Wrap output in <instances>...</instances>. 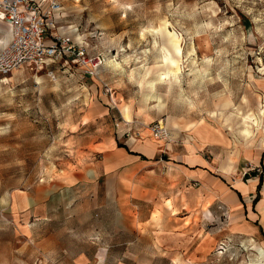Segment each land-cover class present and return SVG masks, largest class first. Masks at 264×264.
<instances>
[{
	"label": "rangeland",
	"instance_id": "1",
	"mask_svg": "<svg viewBox=\"0 0 264 264\" xmlns=\"http://www.w3.org/2000/svg\"><path fill=\"white\" fill-rule=\"evenodd\" d=\"M58 1V24L103 62L93 73L71 59L0 73V264H260L263 233L233 232L221 207L175 206L133 179L125 202H111L103 166L123 142H197L187 133L200 124L215 175L226 185L258 175L262 187L264 0ZM166 20L182 37L177 74ZM7 31L0 13V50ZM157 112L166 142L152 136ZM169 115L187 119L186 135Z\"/></svg>",
	"mask_w": 264,
	"mask_h": 264
},
{
	"label": "crops",
	"instance_id": "2",
	"mask_svg": "<svg viewBox=\"0 0 264 264\" xmlns=\"http://www.w3.org/2000/svg\"><path fill=\"white\" fill-rule=\"evenodd\" d=\"M161 114L157 112L150 122L157 120ZM164 119L177 130L176 134H183L187 129L186 118L169 115ZM141 121L148 123L143 118ZM189 131L187 135L196 138L197 142L180 141L176 137L163 145L139 139L133 146L132 143L123 142L104 150L107 197L111 202L118 201L122 205L127 186L133 179L132 184L150 190L156 197L171 198L175 206L179 204L182 208L193 210L200 205L215 204L213 208L228 212L229 229L233 232L264 234V184L259 188L256 169L250 172V175H257L252 179L241 178L236 185H226L224 179L213 171L215 159L204 152L210 130L195 124ZM165 154H168L166 158ZM142 201L153 203L151 198H142ZM141 205L136 210V216H142L146 211L145 205Z\"/></svg>",
	"mask_w": 264,
	"mask_h": 264
},
{
	"label": "built area",
	"instance_id": "3",
	"mask_svg": "<svg viewBox=\"0 0 264 264\" xmlns=\"http://www.w3.org/2000/svg\"><path fill=\"white\" fill-rule=\"evenodd\" d=\"M58 0H0L1 17L12 33L10 42L0 50V73H12L22 67L41 71L51 60L71 59L91 68V73L103 62L98 56L86 55L71 35L58 24L61 14ZM152 136L157 141L170 140L171 129L162 120L151 123Z\"/></svg>",
	"mask_w": 264,
	"mask_h": 264
},
{
	"label": "bare ground",
	"instance_id": "4",
	"mask_svg": "<svg viewBox=\"0 0 264 264\" xmlns=\"http://www.w3.org/2000/svg\"><path fill=\"white\" fill-rule=\"evenodd\" d=\"M160 31L166 39L165 44H167L164 47V59L168 65V73L177 74L181 70L180 61L181 57L183 56V48L181 43L182 37L174 28H171L170 23L167 20L164 22V25L161 27ZM11 38V31H7L6 38H4L5 41H9ZM257 249L259 250L260 256L262 258V262H260V264H264V248L258 246Z\"/></svg>",
	"mask_w": 264,
	"mask_h": 264
},
{
	"label": "trees",
	"instance_id": "5",
	"mask_svg": "<svg viewBox=\"0 0 264 264\" xmlns=\"http://www.w3.org/2000/svg\"><path fill=\"white\" fill-rule=\"evenodd\" d=\"M261 180H262V177H261ZM259 186H260V184H259Z\"/></svg>",
	"mask_w": 264,
	"mask_h": 264
}]
</instances>
